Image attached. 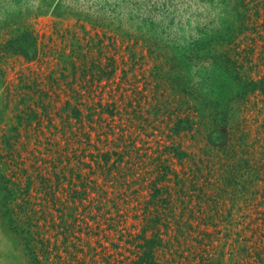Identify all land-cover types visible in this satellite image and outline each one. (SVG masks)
<instances>
[{
    "label": "rangeland",
    "instance_id": "374dc122",
    "mask_svg": "<svg viewBox=\"0 0 264 264\" xmlns=\"http://www.w3.org/2000/svg\"><path fill=\"white\" fill-rule=\"evenodd\" d=\"M25 33L34 60L23 55ZM44 98L58 128L67 100L83 114V129L71 124L89 137L79 134L67 150L68 177L71 168L88 172L78 159L90 162L96 147L120 153L122 177L92 175L97 187L87 185L82 203L70 183H55L63 165L53 168L46 138L66 141L43 117ZM5 134L17 135L13 157L34 177L31 152L48 159L39 163L54 183L36 180L31 201L55 225L40 218L34 230L44 243L31 252L6 213L19 211L20 199L7 203L0 182V264H130L128 241L146 207L202 220L163 234L161 264H264V0H0L3 155ZM9 159H0V176L16 169ZM73 206L81 220L64 233Z\"/></svg>",
    "mask_w": 264,
    "mask_h": 264
},
{
    "label": "trees",
    "instance_id": "16d2710c",
    "mask_svg": "<svg viewBox=\"0 0 264 264\" xmlns=\"http://www.w3.org/2000/svg\"><path fill=\"white\" fill-rule=\"evenodd\" d=\"M24 49H23V55L28 60H34L36 58L37 53V46L35 45L34 39L29 35L28 33H25L24 37ZM226 63L231 64L235 61L231 60L229 57L226 58ZM232 66H236V65ZM52 81L54 83H57L56 77H51ZM263 81V80H261ZM41 90V89H39ZM72 92H75L76 95L79 94L75 89L70 88ZM44 91V90H41ZM45 96L48 95L47 91H44ZM47 98V96L45 97ZM42 100V115L46 120L49 122V125H52L56 130L55 132L62 133V137L66 141V146H60L58 140H56L54 137H47L46 149L54 150V152L57 153V160L52 159L53 168H57L59 165H63L61 167L59 172H54V179L55 183L58 185L60 183H64L67 181V183H70V188L72 190L71 198L72 200H78L82 203V201L88 196L87 193V185L92 184L93 187H97V180L92 178L91 176L100 172L103 173L106 180L110 181L111 173L112 171H116L118 177H122L119 172V162L122 161L120 153L118 151H103L101 149H96V153H89L88 156L90 157V162H84L81 159H78L81 165L88 168L87 173H83L80 170H74L69 169L70 176L68 177L67 173L65 172V169L68 168V164L70 162V156L67 154V150L71 148V145L73 142L78 140L79 134H83L87 138L89 137V134L84 132L83 130H80L79 128L83 129V114L81 109L78 107L77 104L71 103L69 100L65 102V105L59 108V114L63 118V126L61 128H58L53 120L51 110L54 108L52 102L47 101V99ZM111 114L114 115L116 112V106L113 104V107H111ZM32 113L35 115L37 114L34 109H31ZM93 114V112H91ZM71 118L77 119V124H79V128L76 130H73V125L71 124ZM41 119V118H40ZM38 120L40 123L41 120ZM69 129V130H68ZM17 130V127H15V131ZM217 131L212 132L211 136L214 135ZM53 134V133H52ZM213 140V139H211ZM17 135H3L2 137V143H3V149H5L8 153L1 154L0 153V159L4 158L5 155L9 156V161L13 163H17L18 161L13 157V154H18L17 149L15 147L17 143ZM41 142V140H39ZM2 149V150H3ZM37 151V150H35ZM40 153L39 151H37ZM84 151L82 152V154ZM33 155L32 158V165L39 171L37 172L36 176L34 177L31 173L28 172L27 168L25 167H19L17 164L15 165L16 169H13L11 171V176L8 174L2 173L0 176V182L4 185L5 190V196L7 203L19 200L20 202L17 204V207L19 208V211H16L14 207H8L6 209L7 215L10 217V221L14 224L13 229L15 233L19 236H22V239L25 240V243L27 247L31 250V252H34L33 246L36 240H38L41 243H44V239L38 235V231L34 230V228L39 229V220L40 218H43V220L47 222H51L53 225H55L53 216L47 213L44 208L41 210V215L38 216L36 213L38 210L35 209L32 201H31V190L34 184L36 183V180H39V183H44L46 187L50 188V183H54L52 178L48 176L45 173H42L39 160H42L43 163H47L48 159L45 157L38 156L35 152H31ZM112 155L117 156V159L111 162ZM23 158L21 159L22 162ZM20 162V161H19ZM64 162H67L64 165ZM23 164V163H21ZM21 173V174H20ZM117 182L120 181V179H116ZM25 183V184H24ZM77 183L82 187V190H78L76 188ZM120 183H126V181H120ZM156 193L160 191L159 188L155 189ZM54 202H57L58 198L53 195ZM90 201V200H88ZM150 203L148 202V205ZM164 211H168L169 213L173 212V209L171 208L172 205L170 202L164 201ZM89 207V205L84 206V210H86ZM73 212L69 215L71 218V223H66L64 228V233H67L71 230L69 227H72L75 223H77L80 219V215L77 212L78 207L73 206ZM20 214L25 215L24 224L18 225L17 219ZM202 220L200 219L199 222L197 219L190 215L188 218H178L177 216L173 214H151L148 207L145 208L144 213H142V223L143 226L141 230L138 233H134L133 235H130V242L131 244H135V250L136 254L134 259L131 260L130 264H161L160 262V255L159 251L164 252L166 248L168 247V242L164 240L163 234L167 235L171 230H176L178 232H183L184 229L193 230L199 228ZM87 227L89 228L90 225L85 223ZM150 233V235H148ZM40 237V238H39ZM67 238V237H66ZM45 245V251L48 252V247ZM163 254V253H162ZM38 262V260H37Z\"/></svg>",
    "mask_w": 264,
    "mask_h": 264
}]
</instances>
